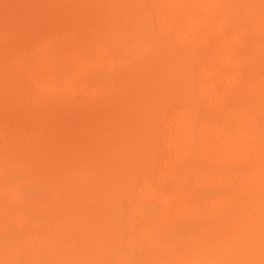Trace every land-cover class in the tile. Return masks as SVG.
Listing matches in <instances>:
<instances>
[{
  "label": "bare ground",
  "instance_id": "1",
  "mask_svg": "<svg viewBox=\"0 0 264 264\" xmlns=\"http://www.w3.org/2000/svg\"><path fill=\"white\" fill-rule=\"evenodd\" d=\"M261 59L264 0H0V264H264ZM145 145L119 236L111 193ZM75 205L101 225L65 248Z\"/></svg>",
  "mask_w": 264,
  "mask_h": 264
},
{
  "label": "rangeland",
  "instance_id": "2",
  "mask_svg": "<svg viewBox=\"0 0 264 264\" xmlns=\"http://www.w3.org/2000/svg\"><path fill=\"white\" fill-rule=\"evenodd\" d=\"M259 65L260 66H264V59H261L259 61ZM102 73V72H101ZM110 74L107 72L103 73V77H108ZM250 100L248 99V102ZM17 107L21 108L22 107V103L18 102L17 103ZM49 111L47 110L43 115H41V117H39V119H48L51 118L53 123H55L59 118L60 115L55 114L54 117H49ZM67 122V121H65ZM61 124L63 125L61 131L62 133L66 134L68 133L69 136H74L75 138H78V140H80V143L84 142V143H90V141L92 140V138L95 135V129H87V130H83V131H78V132H71V125L67 122H61ZM60 126V125H59ZM132 134V133H130ZM154 151L151 147L148 146H141V148L137 149L135 156L133 157V162L131 164H128L125 169H126V173L123 176V178L119 179L116 181V186L114 191L111 193V197L112 199H110L109 204L112 205V209L109 212V214L106 213V216H110L113 218V220H117V226L119 227V236H121L122 234H124L125 229H126V225L124 223V219L126 216V213L129 209V205L130 202L134 199V195L135 192H137V186L138 183L134 182L133 188H131V193H127L125 194V192L122 190L125 188V180L129 179V176H131V174L133 173V171L135 170V167H137V165L140 164V158L143 157L144 161L146 162V164H144V169H149L152 167L153 161H152V157H153ZM142 159V158H141ZM185 169L183 174L190 176L191 178L196 177L198 174L197 170L193 169L190 167V165H184ZM116 169V168H115ZM201 170V169H200ZM134 174V173H133ZM132 174V175H133ZM217 172H214V169H209L208 171V176L210 177H219V175H216ZM206 175V174H205ZM11 176L12 177H17L18 174L15 171L11 172ZM132 177V176H131ZM131 179V178H130ZM216 187V186H215ZM200 188V189H199ZM198 189V193L199 192H209L210 189L208 187L205 186H200L197 188ZM223 190V188H221ZM28 193L31 194L32 196H38L40 193V190L38 187L36 186H28ZM91 196V195H90ZM102 201V200H101ZM249 208H251L249 211L251 212L252 215H259V212L257 210L252 209L251 206H249ZM68 212H70V216L71 218L69 219V226H66L62 236H61V240H60V245L65 246V248H69L72 246V244L77 243V239H75L74 235L79 233V232H83L87 229H89L90 227L92 228H96V231H98L99 226L101 224H91L90 219H81V215L80 213L83 212V209L81 210L78 206H73V208H71L70 210H67ZM85 211V210H84ZM86 212V211H85ZM87 213V212H86ZM238 214H242V212H237ZM244 213V212H243ZM8 214V213H7ZM44 220L47 222V218H44ZM104 220V219H103ZM197 224H200L199 220H192V219H187V220H182V221H170L169 222V226L166 227V229H164L165 234H168V236H170L169 238L172 240H175V242H180L181 240H184L187 238V236H190L193 234L194 229L196 228ZM6 227L8 229V231L13 234V235H17L20 234L23 230L15 225H12L10 223H6ZM54 229V228H52ZM118 236V237H119ZM104 238V237H103ZM85 254L88 256V252L84 253V252H77L74 254V252H67L65 255L66 256H74L75 258H81L83 256H85ZM65 256V258H66Z\"/></svg>",
  "mask_w": 264,
  "mask_h": 264
}]
</instances>
